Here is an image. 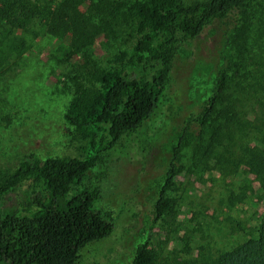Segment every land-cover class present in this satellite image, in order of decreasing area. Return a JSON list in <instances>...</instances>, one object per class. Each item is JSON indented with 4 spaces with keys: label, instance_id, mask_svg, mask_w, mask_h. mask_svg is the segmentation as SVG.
<instances>
[{
    "label": "trees",
    "instance_id": "obj_1",
    "mask_svg": "<svg viewBox=\"0 0 264 264\" xmlns=\"http://www.w3.org/2000/svg\"><path fill=\"white\" fill-rule=\"evenodd\" d=\"M249 2L0 0L1 63L22 56L30 36L47 34L60 40L65 58L82 56L92 83L75 82L64 114L87 141L83 156L42 157L32 152L15 169L0 172V264H80L86 246L113 232L115 210L97 205L101 191L88 183L89 171L163 102L182 43ZM125 33L123 38L133 39L131 48L115 53L112 66L90 64L91 48L100 35L118 39ZM233 81L226 66L219 68L213 93L189 119L201 129L203 144L198 145L207 158L213 156L220 172L232 174L245 167L254 175L257 190L242 183L226 195L230 209L251 197L264 201V79L236 84L251 89L255 96L249 102L240 99ZM181 146L179 140L173 148L153 205L154 221L171 208L168 190L179 173ZM27 183L31 192L19 196L17 191ZM11 194H17L16 202ZM237 227L241 240L216 253L202 244L196 254L189 247L188 256L168 264H264V208L253 225L238 222ZM124 264H157L149 240L139 243L132 260Z\"/></svg>",
    "mask_w": 264,
    "mask_h": 264
},
{
    "label": "rangeland",
    "instance_id": "obj_2",
    "mask_svg": "<svg viewBox=\"0 0 264 264\" xmlns=\"http://www.w3.org/2000/svg\"><path fill=\"white\" fill-rule=\"evenodd\" d=\"M126 34L118 39L100 35L91 48L90 64L112 66L115 53L131 48L133 39L127 41ZM29 39L22 56L0 62V172L15 169L32 152L42 157H81L86 150L87 141L64 114L75 82L92 84L90 66L83 64L80 54L65 58L58 38L43 34ZM222 66L234 77L232 87L238 88L240 99L253 100L250 88L236 84L253 85L264 79V0H250L237 14L183 42L163 102L141 128L125 136L104 155L101 165L89 171L88 183L101 191L97 205L113 208L116 223L108 237L82 250L80 264H124L146 239L157 264L188 256L189 247L196 254L201 244L216 253L244 237L238 222H256L263 200L251 197L231 209L225 202L242 183L257 190L254 175L245 167L232 174L220 172L213 156L207 158L200 147L201 129L189 124L213 93ZM179 140V173L168 190L171 208L154 221L153 205ZM30 192L27 183L17 194ZM17 194L9 196L13 202Z\"/></svg>",
    "mask_w": 264,
    "mask_h": 264
}]
</instances>
